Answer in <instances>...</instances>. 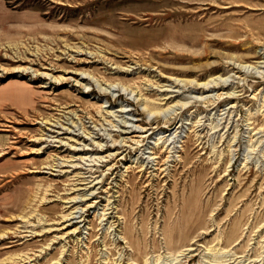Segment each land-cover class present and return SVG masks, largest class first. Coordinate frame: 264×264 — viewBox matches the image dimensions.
Returning a JSON list of instances; mask_svg holds the SVG:
<instances>
[{"label": "rangeland", "instance_id": "obj_1", "mask_svg": "<svg viewBox=\"0 0 264 264\" xmlns=\"http://www.w3.org/2000/svg\"><path fill=\"white\" fill-rule=\"evenodd\" d=\"M0 264H264V0H0Z\"/></svg>", "mask_w": 264, "mask_h": 264}, {"label": "bare ground", "instance_id": "obj_2", "mask_svg": "<svg viewBox=\"0 0 264 264\" xmlns=\"http://www.w3.org/2000/svg\"><path fill=\"white\" fill-rule=\"evenodd\" d=\"M183 105V104H182ZM178 108V107H177ZM141 129V128H140ZM150 161V160H149ZM15 261V260H14Z\"/></svg>", "mask_w": 264, "mask_h": 264}]
</instances>
